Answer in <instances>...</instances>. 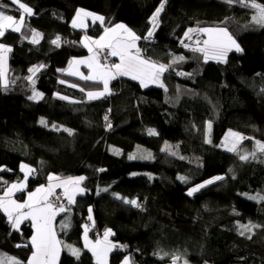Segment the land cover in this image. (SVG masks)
Segmentation results:
<instances>
[{"label": "trees", "instance_id": "1", "mask_svg": "<svg viewBox=\"0 0 264 264\" xmlns=\"http://www.w3.org/2000/svg\"><path fill=\"white\" fill-rule=\"evenodd\" d=\"M20 2L33 14L26 15L20 32L7 30L0 37L11 49L7 88L0 78V193L25 178L22 164L35 170L27 192L47 184L49 175L85 177L86 192L72 206L65 200L67 210L54 221L56 235L80 255L61 246L59 264H96L82 244L87 221L100 234L111 229V241L127 249L112 253L109 264H121L126 256L133 264H172L173 257L177 264H264V200L248 198L264 196V154L241 160L220 148L228 130L264 143V26L253 21L255 11L225 0ZM162 2L158 27L145 40ZM0 5L19 20L18 6L9 0ZM78 10L100 15L103 23L88 20L85 29L73 27ZM117 24L141 37L142 58L171 64L161 77L163 87L143 89L116 78L107 95L87 99L88 92L103 91V83L66 70L73 59L89 55L85 37L94 40ZM189 28H225L242 51L229 52L223 63L207 62L193 51L198 46L192 35L204 33L194 31L188 39ZM33 31L40 34L35 44ZM57 37L59 47L52 43ZM177 56L184 60L172 64ZM31 68L39 71L33 75ZM34 91L42 94L38 100L29 99ZM165 143H178L180 158L162 153ZM250 145L245 141L244 147ZM139 146L152 161L129 159ZM217 176L223 179L187 194ZM28 224L13 229L0 210V255L27 264L33 251ZM242 225L257 227L241 235Z\"/></svg>", "mask_w": 264, "mask_h": 264}, {"label": "snow or ice", "instance_id": "2", "mask_svg": "<svg viewBox=\"0 0 264 264\" xmlns=\"http://www.w3.org/2000/svg\"><path fill=\"white\" fill-rule=\"evenodd\" d=\"M13 4H18V10L20 11L19 20L15 19L12 15H7L3 10H0V37L5 35L6 30L10 29L13 32H20L21 28L24 26V21L27 16H31L33 14L32 9L26 6L24 3H21L20 0H11ZM228 4H239L241 7H248L255 10V14L252 19L254 22L264 26V5L256 3V0H225ZM7 5H0V8H7ZM164 4L161 3L160 7H158L155 13L151 17L152 29L148 31L147 35L143 37V39L148 40L152 37L155 28L158 26V17L163 10ZM77 19L73 20V27L82 26V22L78 25V20L81 16L88 17L92 16L93 20H99L103 23V17L95 16L92 13L85 12L83 10L77 11ZM120 30V31H118ZM194 31H199L207 35V39L203 42V47H198L193 49V51H198L203 53L205 61L209 59H215L218 61H223L227 56V53L231 51L233 48L235 51L240 52L242 49L233 39V37L229 34V32L225 28H201V29H192L189 28L187 32H185V37L191 39V33ZM33 39L32 43H38L40 34L38 32L33 31L32 33ZM84 46L88 48L90 53H93V48L90 45H95L99 50H103L104 48H109L110 52L108 53L111 56H119L120 63L113 64L109 68L108 66H102L97 59L98 53H93L88 60L84 61H75L77 64H86L89 67L91 74L83 75L79 74L80 78L85 81H102L104 88L103 91L97 92H88L87 96L90 100L98 99L103 97L104 95L109 93L108 81L109 79H115L116 76H130L133 80H139L142 87H147L148 83H159L160 76L162 73L167 71L171 64L157 65L155 62L144 59L141 57L140 49L137 47L136 42L141 39L140 36H137L131 29L127 28L123 24H117L114 28H106L105 34L99 38V40H89L88 37H85ZM60 38L57 37L52 41L54 45L57 47L59 44ZM188 47V45H185ZM135 50V51H133ZM11 49L6 47L3 44H0V78L4 79V87L7 88V80L3 71V66L6 63V54L10 52ZM184 60L183 56L174 57L172 60V64L179 63ZM40 67H43L41 65ZM115 70L114 72L112 70ZM30 72L35 74V72L39 71V68H31ZM72 75H76L78 73L73 72L70 73ZM182 75H188L186 73H178ZM28 80H32V77H28ZM64 81H61L63 83ZM75 87V85H72ZM160 87H163V84H160ZM84 91V89H81ZM41 93L33 92V95L29 97V99H39L41 97ZM60 99H67V97H60ZM107 116H105V120H107ZM41 124H46L44 120L40 121ZM55 127V126H53ZM109 127L111 125L109 124ZM208 130H211V123L208 124ZM71 134V131L68 129H64ZM156 133L153 130H149V135H155ZM232 136H237L238 139H243V137H239L236 133H231ZM209 142V141H206ZM170 146L166 145L165 150H168ZM256 149L261 153H264V143L259 141L256 142ZM229 151H236V145L233 144ZM119 154V153H117ZM172 155H176L175 152L171 153ZM255 157V152L241 155V160H247L249 157ZM134 156H130L129 159H134ZM144 158H151V153H148ZM183 159V157H181ZM26 170V171H25ZM21 171L25 172V180H27L28 176L32 174L35 170L29 168L27 165H21ZM103 171V169H101ZM178 179L186 182L184 177H178ZM223 177L217 176L212 180H208L205 184H211L214 180H221ZM49 184L45 186H41L35 190V192H30L28 195V200L24 203H17L14 200H11L10 197L15 191H22L25 187L24 183H14L10 187L7 188L3 197H0V210H2L8 217L9 221L12 224L13 229H19L20 224L24 220H31L32 227L35 229L33 236L31 237V247L33 248L32 254L27 261V264H55L56 260L59 257L60 251V241H58L55 237V233L51 229V220L55 217L57 212H64L67 209L63 205L54 206L49 202V197L56 195L55 189L62 188L63 195L66 197L69 205L75 203V196L77 194H84L86 189L81 187L82 182L85 180V177H69L68 179L61 180L59 177H55L49 175L48 177ZM52 181H57V183H52ZM205 184L197 185L196 187L191 188L188 191V195L191 196L195 192L199 191L201 188L205 186ZM106 190V189H105ZM119 198V197H117ZM249 199L252 200H264V196L256 195L249 196ZM124 203L131 204L135 207H140L136 200H128L125 199ZM27 209V211H24ZM91 208H89V216L88 219L92 220ZM63 227H67L68 224L62 225ZM244 231L240 234L244 235L245 232H251L253 227H257L256 225H242L241 226ZM88 231L89 228L87 225L84 226V240L85 247L89 248L92 252L93 256L96 257V264H107V254L117 245L112 244L108 237L113 235L111 229H108L104 232L103 239H97L93 244L88 239ZM251 238V237H249ZM18 247L20 245H17ZM27 246V245H25ZM72 255L79 258L80 251L76 248H73L69 245H65ZM165 255H167L165 253ZM178 257H173L172 264H177ZM9 264H21L19 260L15 258H8ZM123 264H129V260L126 257L124 259ZM186 264V262H185Z\"/></svg>", "mask_w": 264, "mask_h": 264}, {"label": "rangeland", "instance_id": "3", "mask_svg": "<svg viewBox=\"0 0 264 264\" xmlns=\"http://www.w3.org/2000/svg\"><path fill=\"white\" fill-rule=\"evenodd\" d=\"M10 2H11V0H9ZM12 3V2H11ZM14 5H16V6H18V4H14ZM254 10V9H253ZM4 12H5V10H3ZM83 11H85V10H83ZM255 11V10H254ZM7 12V11H6ZM5 12V13H6ZM85 12H87V11H85ZM89 13H91V11L89 12ZM7 15H10L9 13H6ZM93 15H95V16H100V15H98V14H95V13H92ZM74 19H77V16H75V18ZM73 19V20H74ZM88 20H90V21H93V18H92V16H88V17H84V16H81L80 18H79V20H78V25H80L81 24V22H82V26H77L76 28H79L80 30L81 29H85L86 28V26H87V22H88ZM150 22H151V20H150ZM71 25L73 26V21H72V23H71ZM151 29H152V22H151ZM8 30H10V29H8ZM7 31V30H6ZM11 31V30H10ZM16 33H18V32H16ZM205 36H206V39L208 38L207 37V35L205 34ZM236 41V40H235ZM236 43H237V41H236ZM238 44V43H237ZM6 47H8V46H6ZM198 47H203V46H198ZM9 48V47H8ZM94 51H95V53H99V49L98 48H95L94 49ZM231 51H235V49L233 48ZM90 52H89V57H91L90 56ZM8 55V53L6 54V63L4 64V66H6V64H7V56ZM211 61H218V60H215V59H209V60H207V62H211ZM4 66H3V68H4ZM35 92H37V91H35ZM38 93V92H37ZM34 100H38V99H34ZM231 133H236V134H238L239 135V137H243V139H238V137L237 136H232V135H230ZM247 140H249V141H251V145H250V147H244V143H245V141H247ZM256 140L255 139H253V138H249V137H244L242 134H239V133H237V132H235V131H232V130H228L227 131V133L225 134V136H224V138L222 139V141H221V144H220V148L222 149V150H224V151H226V152H229V153H233V154H235V155H239V157L241 156V155H246V154H250V153H253V152H255V155L258 153V152H260V151H258L257 149H256ZM233 144H235L236 145V151H229L228 149L229 148H231L232 146H233ZM166 145L167 146H170L169 147V149L168 150H165V148H166ZM178 147H179V144L178 143H176V144H170V143H165L164 145H163V148H162V153H164V154H166V155H168V156H171V157H173V158H180V156H179V151H178ZM146 149L144 148V147H138V149L136 150V152H134V159H138V160H141V161H152L153 160V158L151 157V158H144L148 153L145 151ZM172 152H175L176 153V155H172L171 153ZM264 154V153H263ZM253 157H249V159H252ZM190 163L193 165H195V166H197V164H198V159L196 158V157H192L191 159H190ZM82 176V175H81ZM72 177H80V176H72ZM66 178H61V180H65ZM68 179V178H67ZM85 181V180H84ZM84 181L82 182V184H81V187H83V183H84ZM14 183H24L25 184V190H27V188H28V186H27V180H21V181H18V182H14ZM49 183H47V184H42V185H40V186H37V188H39V187H41V186H47ZM202 184H205V183H202ZM205 185H207V184H205ZM9 186H11V185H9ZM195 187V186H194ZM84 188V187H83ZM62 189V188H61ZM7 189H5V191H6ZM56 190H57V188H56ZM4 191V192H5ZM62 191H63V189H62ZM20 191H17V193H19ZM32 192H35V190L34 191H32ZM195 194V193H194ZM15 195V194H14ZM29 195V194H28ZM28 195H27V197H26V200L25 201H27L28 200ZM83 195V194H82ZM78 196H81V194H77L76 196H75V201H76V198L78 197ZM49 199V198H48ZM24 201V202H25ZM21 203H24L23 201H20ZM67 204H68V202H67ZM69 205V204H68ZM73 204H71V206H72ZM24 211H27V209H25ZM65 212V211H64ZM64 212H57V214L55 215V217L51 220V229H52V231L55 233V237H56V239L58 240V241H63V242H61L60 243V251H59V256H60V253H61V246L62 247H65V245L67 244V241L65 240H61L57 235H56V232H55V229H54V221H55V218L58 216V215H60V214H62V213H64ZM30 220V219H29ZM25 221H27V220H24L21 224H20V226H19V228L24 224V222ZM31 221V220H30ZM32 222V221H31ZM32 225V224H31ZM12 226V225H11ZM84 226L85 225H83V231L81 232L82 233V244H83V246L85 247V240H84ZM33 228V227H32ZM34 231H35V229L33 228V233H34ZM106 231V230H105ZM105 231H102L103 233H102V236H101V238L100 239H103V237H104V232ZM112 236V235H111ZM111 236H109L108 237V240L113 244V242L111 241ZM88 239L94 244L95 243V241L96 240H93L92 239V237H91V235H90V229H89V231H88ZM85 248H87V247H85ZM84 248V249H85ZM89 249V248H88ZM86 250V249H85ZM112 253H114V251H113V249L111 250V251H109L108 252V254H107V264H109L110 263V255L112 254ZM127 258H128V260H129V264H133V262H132V260H131V258L130 257H128V256H126ZM125 257V258H126ZM8 258H13V257H11V256H3V255H0V264H9V261H8ZM124 258V259H125ZM124 259L121 261V264H123V262H124ZM95 262H96V260H95ZM55 264H59V257H58V259L56 260V262H55ZM186 264H188V263H186Z\"/></svg>", "mask_w": 264, "mask_h": 264}, {"label": "crops", "instance_id": "4", "mask_svg": "<svg viewBox=\"0 0 264 264\" xmlns=\"http://www.w3.org/2000/svg\"><path fill=\"white\" fill-rule=\"evenodd\" d=\"M90 21V20H89ZM115 27V26H114ZM114 27H111V28H114ZM151 30V29H150ZM118 31H120V30H118ZM155 33V31L153 32V34ZM105 34V30H104V32L98 37V38H96V39H94V40H99V38L101 37V36H103ZM153 36V35H152ZM90 40V39H89ZM136 45H137V47L139 48V46H138V41L136 42ZM91 46V45H90ZM95 46V45H94ZM92 47V46H91ZM93 48V47H92ZM95 48H97L96 46H95ZM95 48H93V53H95V51H94V49ZM109 49V48H108ZM110 50V49H109ZM133 51H135V50H133ZM229 52H231V51H229ZM228 52V53H229ZM93 53H91L90 54V56H92L93 55ZM227 53V54H228ZM113 58H114V60H115V64H119L120 63V58H119V56H113ZM89 59V55L88 56H86V57H82V58H77V59H73L72 60V62H70V64H69V66H68V68H67V70H66V73L68 74V75H71L72 76V74H70V73H73V72H76V73H78V74H76V75H73V76H75V77H77V78H80V75L79 74H83V75H85V76H87V75H90L91 74V71H90V69H89V67H87L86 66V64H77V63H74L75 61H84V60H88ZM225 59H226V57L224 58V60L223 61H211V62H220V63H223L224 61H225ZM3 71H4V74H6V71H7V64H6V66H4V68H3ZM113 72L115 71L114 69L112 70ZM162 75H163V73L161 74V76H160V80H161V77H162ZM116 78H126V79H129V80H132V81H134V82H137L140 86H141V84H140V82H139V80H133V79H131V77L130 76H116L115 77V79ZM81 79V78H80ZM114 79H109V81H108V84L111 82V81H113ZM102 82V81H101ZM103 83V82H102ZM160 84H161V81L159 82V83H148V85H147V87H142L141 86V88H143V89H146V88H150V87H160ZM107 95V94H106ZM87 97V99H89L88 98V96H86ZM92 100H95V99H92ZM60 178V177H59ZM67 178H69V177H67ZM24 180H25V178H23ZM22 179V180H23ZM61 179V178H60ZM27 180H28V178H27ZM49 183V182H48ZM52 183H57V181H52ZM8 187H10V186H8ZM25 188V187H24ZM23 188V190L22 191H20L19 193H17V191H15V192H13V194L11 195V197H10V199L11 200H14V201H16L17 203H21L20 201H25L26 200V197H27V195L30 193V192H32V191H34V190H36L37 189V187H36V189H33V190H31V191H29V192H27V190H25ZM7 189V188H6ZM56 190V189H55ZM57 190H61L62 191V189L61 188H57ZM56 190V191H57ZM4 191H5V189H4ZM2 192V193H0V197H3L4 196V194H5V192ZM63 192V191H62ZM15 194V195H14ZM23 194H25L24 195V197H20V195H23ZM66 201H67V199H66ZM69 206H71V205H69ZM1 212L4 214V215H6L2 210H1ZM6 218L8 219V217H7V215H6ZM27 222H29V224L28 225H30L31 226V229H32V231H33V228H32V222L30 221V220H27V221H25L24 223H27ZM34 234V233H33ZM84 247V246H83ZM85 248V247H84ZM86 249V251H88L89 253H91V255H92V257H93V259H94V261L96 260V257L95 256H93V254H92V252L88 249V248H85ZM111 256V255H110ZM108 257V256H107Z\"/></svg>", "mask_w": 264, "mask_h": 264}, {"label": "built area", "instance_id": "5", "mask_svg": "<svg viewBox=\"0 0 264 264\" xmlns=\"http://www.w3.org/2000/svg\"><path fill=\"white\" fill-rule=\"evenodd\" d=\"M195 38H196L195 41L198 43H203V41H204L203 36H201L199 34L195 35ZM109 52L110 51L108 49H105V48L102 51L100 50L98 53L97 59L99 60V63H101L102 65L104 64V66L106 65L108 67H111V65H113L115 62H114L113 56L108 54ZM55 192H56V195L49 197V202L52 203L54 206L63 205L66 208V204H64L66 197L63 195V192L61 190H57V191L55 190ZM85 225H87L88 228L90 229L91 237L94 240L99 239L100 233L97 229H95L91 225V222L87 221V222H85ZM124 250H127V249L124 247L122 248L121 246L114 247V252H120V251H124Z\"/></svg>", "mask_w": 264, "mask_h": 264}, {"label": "bare ground", "instance_id": "6", "mask_svg": "<svg viewBox=\"0 0 264 264\" xmlns=\"http://www.w3.org/2000/svg\"><path fill=\"white\" fill-rule=\"evenodd\" d=\"M158 27V26H157ZM156 29L157 28H155V31H156ZM195 35H197V34H193L192 35V41L197 45V46H204L203 45V43H198V42H196L195 40H196V38H195ZM199 35H201V36H203V38H204V40H206V36L203 34H199ZM204 42V41H203ZM93 48H95V46L94 45H91ZM105 49H108V48H105ZM109 50V49H108ZM110 51V50H109ZM140 53H141V55L143 54V52L142 51H140ZM114 62H115V60H114ZM116 63V62H115ZM114 63V64H115ZM101 64V63H100ZM102 65V64H101ZM102 66H104V64L102 65ZM110 68V67H109ZM132 81V80H131ZM101 236H102V233L100 234V237H99V239L101 238ZM93 239V238H92ZM94 240V239H93ZM114 244V243H113ZM114 245H117V246H121V245H118V244H114ZM113 251H114V248H113ZM114 253H117V252H114Z\"/></svg>", "mask_w": 264, "mask_h": 264}]
</instances>
